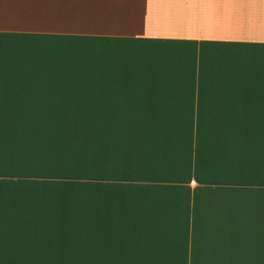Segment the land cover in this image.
Masks as SVG:
<instances>
[{"label":"crops","instance_id":"1","mask_svg":"<svg viewBox=\"0 0 264 264\" xmlns=\"http://www.w3.org/2000/svg\"><path fill=\"white\" fill-rule=\"evenodd\" d=\"M0 264H264V0H0Z\"/></svg>","mask_w":264,"mask_h":264},{"label":"rangeland","instance_id":"2","mask_svg":"<svg viewBox=\"0 0 264 264\" xmlns=\"http://www.w3.org/2000/svg\"><path fill=\"white\" fill-rule=\"evenodd\" d=\"M81 193H85V192L82 191ZM77 198H78V200H79V201H78V206H80V207H79V213H81V212L85 213V212H84V203H83L84 196H81V197L78 196ZM79 198H80L81 200H80ZM85 208H86V207H85ZM83 213L79 214L80 216H82V217H81L82 219H84L83 217H85V215H83ZM82 225H85V220H81V222H79V226L82 227ZM82 230H83V228H82V229H79V232H83ZM84 230H85V229H84Z\"/></svg>","mask_w":264,"mask_h":264},{"label":"snow or ice","instance_id":"3","mask_svg":"<svg viewBox=\"0 0 264 264\" xmlns=\"http://www.w3.org/2000/svg\"><path fill=\"white\" fill-rule=\"evenodd\" d=\"M193 183H195V181H193Z\"/></svg>","mask_w":264,"mask_h":264}]
</instances>
